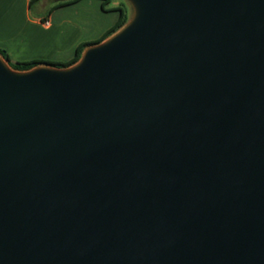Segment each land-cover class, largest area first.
I'll list each match as a JSON object with an SVG mask.
<instances>
[{"label":"water","instance_id":"95a60500","mask_svg":"<svg viewBox=\"0 0 264 264\" xmlns=\"http://www.w3.org/2000/svg\"><path fill=\"white\" fill-rule=\"evenodd\" d=\"M126 1L69 67L0 55V264H264V0Z\"/></svg>","mask_w":264,"mask_h":264},{"label":"crops","instance_id":"0c3cea01","mask_svg":"<svg viewBox=\"0 0 264 264\" xmlns=\"http://www.w3.org/2000/svg\"><path fill=\"white\" fill-rule=\"evenodd\" d=\"M31 2L0 0V49L12 61L69 62L80 44L97 41L116 23L123 3L115 0L104 10L103 0Z\"/></svg>","mask_w":264,"mask_h":264},{"label":"trees","instance_id":"16d2710c","mask_svg":"<svg viewBox=\"0 0 264 264\" xmlns=\"http://www.w3.org/2000/svg\"><path fill=\"white\" fill-rule=\"evenodd\" d=\"M40 0H32V4L38 2ZM79 0H66V1H60L58 3L57 6H62V5H67V4H71L74 2H77ZM115 0H103V8L104 10H108L107 6L112 4ZM120 12V16L118 18V20L116 21V23L109 28L100 39H98L97 41H93V42H86V43H82L80 44L75 52V56L72 60H70L69 62L66 63H53V62H48V61H42V60H33V61H28V62H15L13 63L11 58L9 57L8 53L3 50L0 49V55H2V57L9 63V65L12 67V69L17 70V71H26V70H30L36 66L39 65H49V66H53V67H57V68H64V67H69L73 64H75L76 62L79 61V59L81 58V55L83 53V51L92 45H96L99 44L101 42H103L104 40H106L109 36H111L112 34H114L116 31H118L121 27H123L127 21L130 18V6L128 3H121L120 7H118L117 9Z\"/></svg>","mask_w":264,"mask_h":264},{"label":"rangeland","instance_id":"374dc122","mask_svg":"<svg viewBox=\"0 0 264 264\" xmlns=\"http://www.w3.org/2000/svg\"><path fill=\"white\" fill-rule=\"evenodd\" d=\"M121 1H123V2H125V3H127V1L126 0H121ZM130 6V5H129ZM132 16V9H131V7H130V17ZM13 63H15L16 61H12Z\"/></svg>","mask_w":264,"mask_h":264},{"label":"built area","instance_id":"2783aa9c","mask_svg":"<svg viewBox=\"0 0 264 264\" xmlns=\"http://www.w3.org/2000/svg\"><path fill=\"white\" fill-rule=\"evenodd\" d=\"M45 24H46V26H48L50 23H49V21H46V23H45Z\"/></svg>","mask_w":264,"mask_h":264}]
</instances>
